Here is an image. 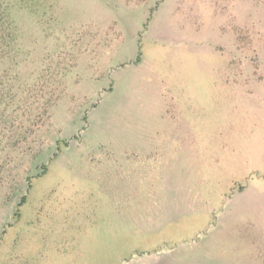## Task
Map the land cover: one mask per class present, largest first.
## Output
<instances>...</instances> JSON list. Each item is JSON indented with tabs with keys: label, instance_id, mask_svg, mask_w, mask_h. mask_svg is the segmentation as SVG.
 <instances>
[{
	"label": "rangeland",
	"instance_id": "1",
	"mask_svg": "<svg viewBox=\"0 0 264 264\" xmlns=\"http://www.w3.org/2000/svg\"><path fill=\"white\" fill-rule=\"evenodd\" d=\"M0 264H264V0H0Z\"/></svg>",
	"mask_w": 264,
	"mask_h": 264
}]
</instances>
